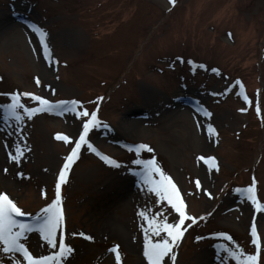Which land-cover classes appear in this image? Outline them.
<instances>
[{
	"label": "rangeland",
	"instance_id": "1",
	"mask_svg": "<svg viewBox=\"0 0 264 264\" xmlns=\"http://www.w3.org/2000/svg\"><path fill=\"white\" fill-rule=\"evenodd\" d=\"M32 24L47 33L50 55ZM237 78L248 100L237 91ZM25 91L53 101L78 99L79 107L96 111L106 126L93 128L88 138L120 162L109 165L81 147L61 187L65 220L57 248L33 231L24 239L33 255L58 250L63 232L74 249L65 264H147L141 228L147 223L139 212L154 216L163 208L160 215L167 216L171 209L166 201L157 204L129 171L140 166L127 144L147 143L152 151L142 150L141 158H156L186 211L200 218L186 220L191 226L174 246V264H237L216 245L254 253L253 223L264 264V210L246 198L255 177L264 203V0H0V106ZM201 107L211 115L197 111ZM183 110L188 118L175 119ZM85 118L42 111L17 122L6 120L0 107V191L30 217L54 198ZM130 118L141 120L139 128L125 126ZM57 133L73 139L65 142ZM17 147L23 155L12 160ZM219 232L232 240L214 235ZM10 255L0 252V260L10 264Z\"/></svg>",
	"mask_w": 264,
	"mask_h": 264
},
{
	"label": "snow or ice",
	"instance_id": "2",
	"mask_svg": "<svg viewBox=\"0 0 264 264\" xmlns=\"http://www.w3.org/2000/svg\"><path fill=\"white\" fill-rule=\"evenodd\" d=\"M172 2L175 3V0H172ZM30 27L40 34L45 54L50 55L48 44L45 40L47 36L45 30L36 24L30 25ZM212 70L216 73L220 71L218 68ZM36 82L37 84L40 83L39 77L36 78ZM237 84L240 88L244 87L243 83H241L238 78ZM53 91L55 90L53 89ZM227 91L228 89H225V92ZM10 95L11 102L0 106L3 107L5 111L6 120L12 117L17 122H22L25 116L30 119L34 114L42 111L57 114L72 112L77 117H86L82 120V130L79 132L74 146L71 147L70 152L64 160L63 166L59 170L58 179L55 183L54 198L32 217L31 222L18 219V217L32 216V214L24 212L6 192L0 191V252L5 255L11 254L9 256L10 264H22V261L23 264H65V260L73 253L74 249L70 243L65 242L63 232H61L59 237L58 250L50 252L47 255H33L26 246L24 239L28 234L37 231L52 248H57V231L58 229H62L65 220L61 187L62 184L67 182L69 171L77 160L82 146L87 145L89 151L95 152L109 165H119L120 162L99 152L88 138L89 132L93 128L106 125H102L96 111L90 112L87 108L79 107L82 105V101L78 99L53 101L43 95H37L28 91L22 94L13 92ZM21 95L23 97H30L33 101L38 103L36 106H28V104L21 99ZM241 95L244 96L245 100H248L246 95L243 93H241ZM241 110L243 111L244 109ZM197 111L203 112L205 116L211 115V113L203 107L198 108ZM257 111H260L259 107H257ZM207 129L209 132L215 131L211 124L207 125ZM17 131H19V129H17ZM56 135L65 142L73 139L71 136L62 133H57ZM129 147L130 149L134 147L136 153V159L132 161V163L140 166L139 168H130L129 171L138 176V182L141 188L154 193L157 204L163 200L166 201L168 205H171V209L167 211V216L160 215V213L164 211L163 208L154 216L149 215L146 210H141L139 212V215L144 218L147 223V227L144 223L141 224V228L144 229L143 256L146 258L147 264H168V261L165 259L166 257H169L174 264L176 259V253L173 251L174 246L178 240L182 239L187 227L191 226L185 223L186 220H190L192 224H195L200 218L186 211V202L182 198L177 184L173 181L172 177L165 173L159 166L156 158H141L142 150L152 151L150 146L147 143H140ZM15 151L16 154L9 153V157L12 160H18L20 156L23 155L22 148L17 147ZM201 159L205 162H212L215 160V157L201 156ZM5 171H7V169H5ZM18 175L23 176L25 174L18 173ZM196 186L197 188L201 186L199 178L196 179ZM204 191L207 192L208 196H212V193L208 192L207 189H204ZM236 191L239 192L241 189L237 188ZM246 198L255 205L257 210H264V204L259 203L257 199L255 177H253V182L247 186ZM168 216H173V220H168ZM157 217H159V219ZM149 230L157 237L161 236V233H164V236L159 239H153ZM73 235H76V233H73ZM80 235H84V233H80ZM214 235L226 237L229 241L232 240V237L226 232H219ZM251 237L256 246V251L254 253L246 252L243 248L236 250L222 242L218 243L216 246L218 249H222L228 257L234 259L237 264H259L260 241L255 223L251 226ZM88 238L92 239L91 236ZM197 239H200V237H197ZM111 250L115 252L116 260L119 262L121 259L119 246L114 245ZM0 264H4V261L0 260ZM68 264H71V262L68 261Z\"/></svg>",
	"mask_w": 264,
	"mask_h": 264
},
{
	"label": "bare ground",
	"instance_id": "3",
	"mask_svg": "<svg viewBox=\"0 0 264 264\" xmlns=\"http://www.w3.org/2000/svg\"><path fill=\"white\" fill-rule=\"evenodd\" d=\"M37 67L39 68L38 70L40 71V73L44 74V76H46V73H47L48 70H46L43 66H39L38 65ZM185 112H186V110H183L182 112H180V114L177 115L175 119H177V120H180L181 118L182 119H187L189 115L187 116V113H185ZM140 121L141 120L136 119V118H130L129 120H127V122H125V126L127 128L131 127L133 129H137V128H139V126H137V125H139V123H141ZM194 122H196V121H194ZM1 158L2 157H1V154H0V162H1ZM123 186H124V183H123ZM122 202H123V200H122Z\"/></svg>",
	"mask_w": 264,
	"mask_h": 264
}]
</instances>
